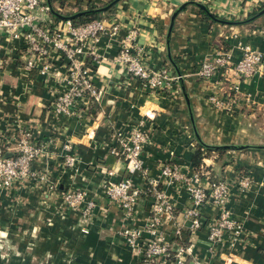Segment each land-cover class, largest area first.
Here are the masks:
<instances>
[{
	"label": "crops",
	"instance_id": "crops-1",
	"mask_svg": "<svg viewBox=\"0 0 264 264\" xmlns=\"http://www.w3.org/2000/svg\"><path fill=\"white\" fill-rule=\"evenodd\" d=\"M60 1L50 3L60 15L77 12L76 0H63L62 6ZM92 1L106 6L111 0ZM195 2L219 20L204 18ZM263 7L264 0L117 1L95 16L108 26L118 24V31L102 34L95 46L98 57L86 61L92 83L101 90L99 100L82 101L67 117H56L51 110L58 87L36 70H25L22 45L0 35V156L10 155L19 137L29 132L35 144L45 146L33 169L47 174L45 181H16L11 190L0 191V264H146L124 242L120 230L145 225L157 191H163L175 208L173 220L161 226L164 237L175 245L174 223L182 233L189 231L186 243L192 244L193 255L187 256L188 264L195 258L204 264H264L263 147L228 149L222 155L211 152L202 160L204 174L222 178L230 186L227 208L243 224L235 242L216 243L208 237L218 207L211 203L196 207L202 225L190 230L184 212L194 204L186 187L149 184L166 163L177 164L188 174L195 172L191 156L198 139L214 146L257 145L264 139V130L256 129L252 120L254 109L264 108V63L249 78L217 72L203 79L196 74L216 50L229 51L234 62L243 45L264 53V14L251 17ZM49 17L62 26V18L52 13ZM131 28L137 29L135 47L145 65L166 67L177 79L151 89L124 69L117 55ZM52 62L60 69V63ZM233 91L238 99L229 110L208 102L212 94L224 97ZM139 120L149 134L142 151L145 172L130 175L112 149ZM65 143H70L77 158L74 168L64 167ZM241 176L250 180L244 190L237 185ZM125 177L141 191L129 218L104 194L108 180ZM71 189L84 190L86 199L93 201L88 218L81 217V209H65L61 194ZM153 264L175 262L161 257Z\"/></svg>",
	"mask_w": 264,
	"mask_h": 264
},
{
	"label": "built area",
	"instance_id": "built-area-1",
	"mask_svg": "<svg viewBox=\"0 0 264 264\" xmlns=\"http://www.w3.org/2000/svg\"><path fill=\"white\" fill-rule=\"evenodd\" d=\"M49 14L47 0H0V35L22 45L21 56L25 70H36L45 80H51L52 86L58 87L51 110L56 117H67L75 113V107L82 101L99 100L101 90L92 83L86 61L90 57H98L95 46L99 37L108 31L115 34L119 26H108L103 18L94 16L77 24L70 19H64L60 27ZM136 37L137 29L131 28L122 40L117 61L124 69L144 81L151 89L163 88L177 79V76L170 75L166 67L150 69L145 65L140 50L135 47ZM241 50V55L235 62L231 60L229 51H214L209 59L202 61L196 71L197 76L210 79L219 72L220 76H232L236 79L251 77L264 63V53L252 49L249 45H243ZM52 60L60 63V69L52 66ZM237 99L238 96L233 91L224 97L212 94L208 97V102L216 109L229 110ZM143 126V120H139L127 135L119 136L118 148L112 149V153L122 159L130 175L145 172L142 151L148 143L149 134ZM44 148V145H37L32 141L29 132L23 133L15 142L12 153L0 156V188L11 187L16 181L24 178L45 181L47 174L34 170L32 166L33 161L43 154ZM63 150V164L74 168L77 158L70 143H65ZM160 183L182 184L186 187L194 204V207L184 212L190 222V230H196L202 225L196 207L211 203L218 207L220 212L208 226L209 239L216 243L225 239L230 242L240 239L243 224L232 217L227 208L230 186L224 179L197 171L188 174L179 165L166 163L161 166L158 178L149 181L153 188ZM237 185L240 190H244L249 187L250 180L241 176ZM140 193V189L133 185L129 177L118 181L108 180L104 184L107 199L116 203L128 218ZM155 196L156 200L150 208L145 225L142 228L124 227L120 230V235L146 264H153L161 257H172L175 264H188L187 256L193 255V247L190 243L178 241L181 239V226L177 223L173 225L175 245L166 239L160 230L164 222L173 220L174 205L163 191H157ZM61 201L65 207L81 209L83 215L90 213L94 207L93 201L86 199L84 190L66 191L61 194ZM191 264L204 263L195 258Z\"/></svg>",
	"mask_w": 264,
	"mask_h": 264
},
{
	"label": "trees",
	"instance_id": "trees-1",
	"mask_svg": "<svg viewBox=\"0 0 264 264\" xmlns=\"http://www.w3.org/2000/svg\"><path fill=\"white\" fill-rule=\"evenodd\" d=\"M54 1H56V0H50L51 3H53ZM111 1H113V0H111ZM62 5H63V0L60 1V6H62ZM76 6L78 8L77 12L71 14V15H74V14L76 15L74 18L71 19V21L74 24L83 23L87 20L92 19L96 15V13L95 14L86 13V14L77 15L78 13H81V12L83 13V12H87V11L99 8L92 0H76ZM82 6H86V7L82 8ZM200 11H201L202 15L204 16V18H206V19L219 20L214 15H211L208 11H205L202 9ZM258 12L259 11L252 13L251 17L256 16V14ZM54 18L56 20H58V17H54ZM226 150L227 149H225V148H219V147L214 148L211 146H206V145H203L201 142L198 141V143L196 144V148H195V150L191 156V162H192L194 169L197 172L203 173V171H202L204 168V167H202L203 166L202 165L203 158L209 156L211 154V152H215L218 155H222V153L225 152ZM168 164H170V163H168ZM188 236H189V231H185V232L181 233V239H179L178 241L180 243H185L186 240L188 239Z\"/></svg>",
	"mask_w": 264,
	"mask_h": 264
},
{
	"label": "water",
	"instance_id": "water-1",
	"mask_svg": "<svg viewBox=\"0 0 264 264\" xmlns=\"http://www.w3.org/2000/svg\"><path fill=\"white\" fill-rule=\"evenodd\" d=\"M117 1H119V0H113V1H111L109 4H107L106 6H104V7H99V8H96V9H93V10H90V11H87V12H81V13H78L77 15H80V14H86V13H92V14H95V13H99V12H102V11H104V10H106L107 8H109L110 6H112L114 3H116ZM47 3H48V6H49V8H50V12L53 14V15H56V16H58V17H60V18H62L63 20L64 19H72V18H74L76 15L74 14V15H70V16H63V15H60L59 13H57L55 10H53V8H52V6H51V4H50V2H49V0H47ZM195 4L200 8V9H202V10H205V11H207V9H206V7L204 6V5H202V4H200V3H196L195 2ZM185 6V4L184 5H181L180 7H179V10L180 9H182L183 7ZM262 14H264V7L257 13V16H260V15H262ZM173 19H174V17H172V20H171V23H170V26H169V30H168V35H169V33H170V30H171V27H172V24H173ZM195 135H196V137H198V134H197V132L195 131ZM198 141L199 142H201L203 145H206V144H204L200 139H198ZM206 146H211V147H219V148H225V149H229V150H240V149H243V148H247V147H253L252 145H206ZM264 147V146H263ZM7 156V155H6Z\"/></svg>",
	"mask_w": 264,
	"mask_h": 264
},
{
	"label": "rangeland",
	"instance_id": "rangeland-1",
	"mask_svg": "<svg viewBox=\"0 0 264 264\" xmlns=\"http://www.w3.org/2000/svg\"><path fill=\"white\" fill-rule=\"evenodd\" d=\"M49 2H50V0H49ZM51 3V2H50ZM60 5V4H59ZM98 7H103V6H105V4H104V2H100V3H98V5H97ZM253 117H252V120H253V122H254V127L256 128V129H261V130H264V108H260V109H254V111H253ZM259 144H254V145H252L253 147H247L248 149H253L254 147H256V148H254V149H261V147H263L264 146V139H262V140H259V142H258ZM235 145H250V144H241V143H237V144H235ZM244 149H246V148H243V149H240V150H230V151H243ZM263 149H264V147H263ZM228 150V149H227ZM64 167L65 168H70L69 166H66V165H64ZM22 180H27V178H24V179H21V180H18V181H22ZM12 187V186H11ZM11 187H9V188H7V189H2V188H0V191H9V190H11ZM65 207V206H64ZM61 208V206L59 205L56 209H57V211L59 210ZM70 209V210H72L73 208H68V207H65V209ZM90 213H87L86 215H83V213H81V217H86V218H88L90 215H89ZM131 249V248H130ZM132 250V249H131ZM133 251V250H132ZM3 253H5V252H3Z\"/></svg>",
	"mask_w": 264,
	"mask_h": 264
}]
</instances>
